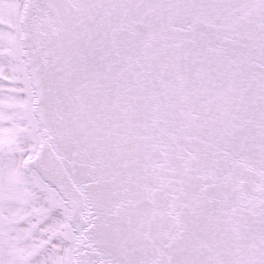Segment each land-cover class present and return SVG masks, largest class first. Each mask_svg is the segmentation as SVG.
Returning <instances> with one entry per match:
<instances>
[{
  "label": "snow or ice",
  "instance_id": "1",
  "mask_svg": "<svg viewBox=\"0 0 264 264\" xmlns=\"http://www.w3.org/2000/svg\"><path fill=\"white\" fill-rule=\"evenodd\" d=\"M0 264H264V0H0Z\"/></svg>",
  "mask_w": 264,
  "mask_h": 264
}]
</instances>
